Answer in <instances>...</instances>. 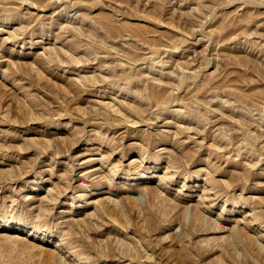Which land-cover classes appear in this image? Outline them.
Listing matches in <instances>:
<instances>
[{"label": "rangeland", "instance_id": "rangeland-1", "mask_svg": "<svg viewBox=\"0 0 264 264\" xmlns=\"http://www.w3.org/2000/svg\"><path fill=\"white\" fill-rule=\"evenodd\" d=\"M0 264H264V0H0Z\"/></svg>", "mask_w": 264, "mask_h": 264}]
</instances>
